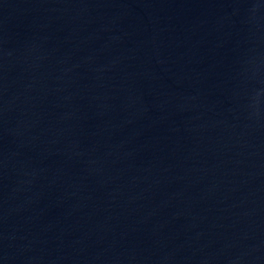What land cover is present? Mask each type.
<instances>
[{
  "label": "water",
  "instance_id": "1",
  "mask_svg": "<svg viewBox=\"0 0 264 264\" xmlns=\"http://www.w3.org/2000/svg\"><path fill=\"white\" fill-rule=\"evenodd\" d=\"M0 264H264V0H0Z\"/></svg>",
  "mask_w": 264,
  "mask_h": 264
}]
</instances>
